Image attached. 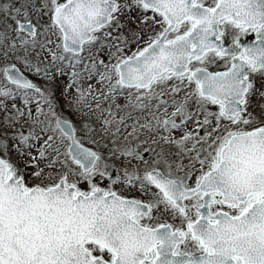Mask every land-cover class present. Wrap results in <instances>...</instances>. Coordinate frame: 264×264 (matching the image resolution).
Instances as JSON below:
<instances>
[{"label": "snow or ice", "instance_id": "snow-or-ice-1", "mask_svg": "<svg viewBox=\"0 0 264 264\" xmlns=\"http://www.w3.org/2000/svg\"><path fill=\"white\" fill-rule=\"evenodd\" d=\"M0 264H264V0H0Z\"/></svg>", "mask_w": 264, "mask_h": 264}]
</instances>
